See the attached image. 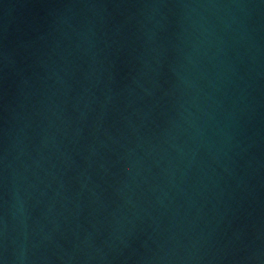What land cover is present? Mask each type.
Wrapping results in <instances>:
<instances>
[{
  "label": "water",
  "instance_id": "water-1",
  "mask_svg": "<svg viewBox=\"0 0 264 264\" xmlns=\"http://www.w3.org/2000/svg\"><path fill=\"white\" fill-rule=\"evenodd\" d=\"M38 264H264V0H46Z\"/></svg>",
  "mask_w": 264,
  "mask_h": 264
}]
</instances>
